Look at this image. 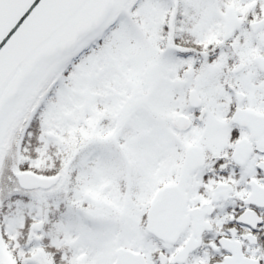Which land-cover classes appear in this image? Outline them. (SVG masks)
I'll return each instance as SVG.
<instances>
[{
  "label": "snow or ice",
  "instance_id": "snow-or-ice-1",
  "mask_svg": "<svg viewBox=\"0 0 264 264\" xmlns=\"http://www.w3.org/2000/svg\"><path fill=\"white\" fill-rule=\"evenodd\" d=\"M0 264H264V0H0Z\"/></svg>",
  "mask_w": 264,
  "mask_h": 264
}]
</instances>
